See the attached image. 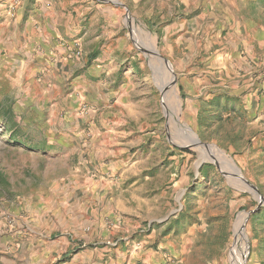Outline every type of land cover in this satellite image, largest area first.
<instances>
[{
	"label": "rangeland",
	"instance_id": "1",
	"mask_svg": "<svg viewBox=\"0 0 264 264\" xmlns=\"http://www.w3.org/2000/svg\"><path fill=\"white\" fill-rule=\"evenodd\" d=\"M111 6L122 27L101 39L108 73L87 96L36 97L0 80V264H61L77 246L105 248L91 264H121L114 249L129 237H117L135 233L115 232L109 216L100 242L47 255L76 240L55 196L76 169L103 166L119 186L148 191L133 230L154 229L155 247L169 242L161 264H264V0H200L192 13L179 0L159 10L147 0H51V29L95 35L98 17L77 10ZM117 38L119 48L102 46ZM240 215L245 247L234 250Z\"/></svg>",
	"mask_w": 264,
	"mask_h": 264
},
{
	"label": "crops",
	"instance_id": "2",
	"mask_svg": "<svg viewBox=\"0 0 264 264\" xmlns=\"http://www.w3.org/2000/svg\"><path fill=\"white\" fill-rule=\"evenodd\" d=\"M50 1L0 0V80L13 90L23 89L27 91V95L36 97L87 96L95 88L92 81L96 80L97 73H105V75L108 73L103 61L96 57L98 45L105 36L120 34L122 13L112 6L96 10L88 7L79 8L77 12H86V16L98 17L96 20H90L89 24L95 23L100 31L93 35L91 29L87 27L84 31L76 29L68 34L51 29L58 23V12L50 10ZM123 1L130 8L131 0ZM147 1L151 3L153 9L159 10V6L166 4L168 0ZM199 1L179 0L183 5L182 11L187 13L197 11ZM113 44L117 48L122 45L117 38L103 41L102 46L110 47ZM84 55L86 58L83 59ZM108 64H112V60ZM94 142L93 147L101 143L98 140ZM84 170L79 174L72 170L75 173L72 176L78 179L67 181L61 192L55 196V204L62 200L63 204L68 206L62 215L70 226L69 231L76 236V240L69 241L70 239L65 237L66 241L52 244L51 251L47 255L56 248L62 250L64 245L73 247L79 243L78 241L82 242V246L85 243L96 244L92 243L94 240L100 242L97 240L101 236L99 225L102 224L104 216H109L116 217L115 232L122 235L132 230L135 233L134 237L129 235L117 237V240H125L129 237L127 241L120 242L114 249L119 261L122 260L121 264L126 258L128 262L125 264L130 262L161 264L167 252H163L162 249L169 248L167 246L169 242L157 241L158 244L155 247L153 245L156 236L154 229H147L143 234L140 233L141 230H133L136 224L145 219V209L143 210L142 204H146L149 200L148 191L142 188L141 183L135 185L133 182L131 186L130 184L119 186L123 183L122 177L114 182V175L112 172L109 173V167L107 169L105 166L96 167L92 172ZM72 182L74 184H71ZM150 222L151 219H148V224ZM83 225L91 227L88 234L84 232ZM67 235L72 237L71 234ZM137 241L140 243L139 248L131 245ZM89 249L77 246L75 250H72L69 260L61 264H91V258L95 257L97 260V256L100 257L101 263V257L106 252L105 248L98 246Z\"/></svg>",
	"mask_w": 264,
	"mask_h": 264
},
{
	"label": "bare ground",
	"instance_id": "3",
	"mask_svg": "<svg viewBox=\"0 0 264 264\" xmlns=\"http://www.w3.org/2000/svg\"><path fill=\"white\" fill-rule=\"evenodd\" d=\"M239 173V171H237ZM245 215H240L238 219L236 220L235 224V235H236V240L234 244V250H239V242H242V248L245 247V239L246 237L244 236V230H243V224L245 221Z\"/></svg>",
	"mask_w": 264,
	"mask_h": 264
},
{
	"label": "water",
	"instance_id": "4",
	"mask_svg": "<svg viewBox=\"0 0 264 264\" xmlns=\"http://www.w3.org/2000/svg\"><path fill=\"white\" fill-rule=\"evenodd\" d=\"M119 3V2H118ZM121 6H123L124 8H125V6L123 5V4H120ZM166 61V60H165ZM207 145V144H206ZM240 176H241V174H240ZM241 179L243 180V182L251 189V190H254L255 191V193H256V195H257V197L259 198V199H262V197L259 195V193H258V191H257V188L255 187V186H253L251 183H249L247 180H245L244 178H243V176H241ZM249 214V213H248ZM247 214V215H248ZM246 257V256H245Z\"/></svg>",
	"mask_w": 264,
	"mask_h": 264
},
{
	"label": "trees",
	"instance_id": "5",
	"mask_svg": "<svg viewBox=\"0 0 264 264\" xmlns=\"http://www.w3.org/2000/svg\"><path fill=\"white\" fill-rule=\"evenodd\" d=\"M184 151H187V150L184 149Z\"/></svg>",
	"mask_w": 264,
	"mask_h": 264
}]
</instances>
